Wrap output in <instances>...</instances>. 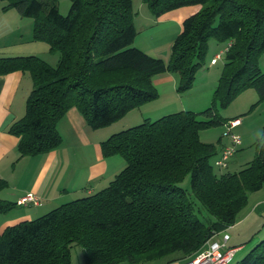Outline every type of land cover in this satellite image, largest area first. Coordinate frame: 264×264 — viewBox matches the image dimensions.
Returning a JSON list of instances; mask_svg holds the SVG:
<instances>
[{
    "label": "trees",
    "instance_id": "trees-1",
    "mask_svg": "<svg viewBox=\"0 0 264 264\" xmlns=\"http://www.w3.org/2000/svg\"><path fill=\"white\" fill-rule=\"evenodd\" d=\"M7 1L3 10L14 7L32 17L34 39L59 52L56 66L33 54L0 56V75L22 71L33 81L24 115L8 127L19 138L21 156L57 148L63 141L58 122L72 107L100 128L157 98L155 74L176 72L178 88L187 90L205 64L210 39L227 46L218 52L225 63L212 106L146 118L102 141L103 156L121 155L123 168L100 190L6 226L0 232V264H73L74 243L83 247L84 264L141 263L175 253L188 259L237 221L249 193L264 186V134L246 166L218 173L212 160L221 151L201 140L200 131L223 122L216 100L227 105L250 87L264 100L259 65L264 0H145L158 17L200 6L183 20L168 62L133 46L138 33L133 0H70L66 15L57 0ZM188 175L191 192L215 221L206 223L196 214L180 185ZM7 186L0 179V192ZM17 204L0 198V213ZM234 264H264V237Z\"/></svg>",
    "mask_w": 264,
    "mask_h": 264
},
{
    "label": "rangeland",
    "instance_id": "rangeland-1",
    "mask_svg": "<svg viewBox=\"0 0 264 264\" xmlns=\"http://www.w3.org/2000/svg\"><path fill=\"white\" fill-rule=\"evenodd\" d=\"M57 2L60 12L65 15L68 14L71 4L70 0H57ZM7 3V0L0 1V56L33 54L56 66L59 52L51 51L46 41L34 39V19L21 15L14 7L4 11L3 6ZM133 5L135 24L138 30L133 46L139 47L147 53L163 58L168 62L171 58L174 40L182 30L183 18L181 20L177 16L178 13L174 11L169 16L165 15V17H168L158 20L159 17L151 11L145 0H133ZM189 14L191 13L185 12L186 17ZM226 46V42H220L216 38L210 39L205 64L197 72L194 84L187 90L182 91L178 88L180 82L178 73L166 71L155 74L152 80L159 91V96L140 106L133 107L123 117L109 125L93 128L88 123H85L82 124L84 130H82V126L78 125L77 129H75L74 126L71 128V125H68V119L62 120L65 116L61 118L58 122V129L63 141L57 148L63 154L65 162L64 168L61 167L59 169L56 177V190H59L57 195L52 197L48 203L43 204V206L35 205L33 209L36 211L46 210L45 212H48L64 202L84 196L86 193L82 192V190L85 188L90 187L100 190L106 187L115 176V173L123 168L126 163V160L121 155L103 156L108 159L106 163L108 173L103 175L100 180L92 179L95 178L92 177L94 171L98 169L95 165L98 163L96 154L99 150L102 153V141L112 134L140 124L146 118L156 120L161 116L183 109L202 112L212 106L214 92L218 86L225 63V56L223 55L219 58L216 64L211 63V58ZM259 65L264 71V51L260 56ZM215 102L216 112L223 122L204 126L200 131V138L205 142H213L218 147H220L222 142L228 141L226 143H230L231 137L223 134L226 129V122L231 118H241L240 124L232 131L240 135L242 143L238 146L237 152L230 158L228 167L220 169L212 160L218 173L224 170L236 171L246 166L257 154L256 142L264 134V100H260L258 91L250 87L240 92L227 105H222L217 100ZM199 118L205 119V116L200 113ZM86 137L89 139H85ZM19 156L23 157L20 153ZM98 164L100 165V163ZM180 185L187 190L189 199L194 203L196 214L206 223L215 221V217L205 209L203 204L191 192L190 175L186 176ZM80 186H82L81 189ZM67 188L68 192L66 191ZM79 189L83 194L74 193V191ZM13 210L16 209L8 212L12 213ZM8 212L6 213L9 214ZM247 212H249V218L238 224V219ZM6 213H0V219ZM238 219L236 221L238 225L233 228L228 226L224 230L231 234V244H244V248L239 251L236 250L237 252H235L231 264L241 259L264 237V186L260 190L249 193L248 204L239 214ZM220 234L222 235L219 238L223 236V233L220 232ZM175 254L180 255V253ZM71 256L73 264H84V252L80 244H72ZM186 260L180 258L181 264ZM125 263L133 264L131 262Z\"/></svg>",
    "mask_w": 264,
    "mask_h": 264
},
{
    "label": "crops",
    "instance_id": "crops-1",
    "mask_svg": "<svg viewBox=\"0 0 264 264\" xmlns=\"http://www.w3.org/2000/svg\"><path fill=\"white\" fill-rule=\"evenodd\" d=\"M199 8V5L179 7L178 9L162 14L159 16L158 20L168 17L174 11L178 13L177 16L181 20L182 18L184 20L186 18L185 12L192 14ZM166 14L168 16L165 17ZM30 78L31 76L29 73L22 71H14L0 75V179H6L8 181V186L0 192V198L18 203L14 208L16 210H13L12 213L8 212L9 214H3V217H1L0 232L10 224H15L24 219H31L37 215H41V213H44L46 210L36 211L33 209V206H35L34 204H20L18 201L28 192H33L40 196L42 200V204L36 206H43V204L48 203L52 197L57 195L59 190H56L57 173L61 167L64 168L63 165L65 158L58 148L37 156L20 157L17 148L19 138L8 132V127L11 123L22 117L25 113L26 99L33 87V81L31 80L32 78ZM65 118L69 121L68 125H71V128L74 126L75 129H77L78 125L82 126V130H84L82 124L87 123L83 115L76 107L70 108L62 120H65ZM85 139L89 138L86 137ZM226 142L221 143L219 151H221L222 148L228 144ZM96 157L100 165L98 163L95 164L98 169H96L93 173L92 177L95 178H91L93 180H100L103 175L108 173V170H106V163L108 159L103 157L100 150L97 152ZM81 188L82 186H80V189ZM80 189L74 191V193L83 194L82 192H84L89 194L96 191L95 188L90 187L83 189L82 192H80ZM66 191L68 192V188ZM4 193H6V195H4ZM249 216V212H247L243 217L240 216L241 218L238 219V224L248 219ZM238 224L235 222L231 225V227L233 228ZM224 230L221 231V233H229ZM220 235L222 234L219 232L212 239H217ZM229 235V246L236 247L237 251L244 248V244H231L230 241L232 236L230 233ZM179 257V254H175L171 257H164L161 259L133 264H181ZM125 262L127 261L121 262L120 264H130Z\"/></svg>",
    "mask_w": 264,
    "mask_h": 264
},
{
    "label": "built area",
    "instance_id": "built-area-1",
    "mask_svg": "<svg viewBox=\"0 0 264 264\" xmlns=\"http://www.w3.org/2000/svg\"><path fill=\"white\" fill-rule=\"evenodd\" d=\"M219 58H221V53L216 54L211 63H216ZM240 122L241 118L239 117L231 118L226 122V129L223 134L229 135L231 142L222 148L214 160V164L220 169L228 166L230 158L237 152L238 146L241 144L240 135L232 131ZM18 202L20 204L40 205L42 200L36 193L28 192ZM229 238V233H224L221 238L210 240L204 249L188 258L183 264H231L237 248L228 246Z\"/></svg>",
    "mask_w": 264,
    "mask_h": 264
},
{
    "label": "bare ground",
    "instance_id": "bare-ground-1",
    "mask_svg": "<svg viewBox=\"0 0 264 264\" xmlns=\"http://www.w3.org/2000/svg\"><path fill=\"white\" fill-rule=\"evenodd\" d=\"M224 233H226V232H224ZM224 233H223V235H224ZM211 240H213V239H211Z\"/></svg>",
    "mask_w": 264,
    "mask_h": 264
}]
</instances>
